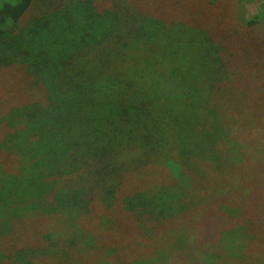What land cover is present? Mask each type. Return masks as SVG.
<instances>
[{"label":"rangeland","instance_id":"rangeland-1","mask_svg":"<svg viewBox=\"0 0 264 264\" xmlns=\"http://www.w3.org/2000/svg\"><path fill=\"white\" fill-rule=\"evenodd\" d=\"M4 1L6 3L12 0H0V9ZM189 1L194 2L189 3ZM199 1L93 0L92 2L101 18L111 16L112 23L101 26L102 36L117 35L118 17L116 18L115 12L120 8L121 15H124L121 17V26L127 21L125 15L127 17L142 15L147 18L144 24L147 26L151 24V29L147 27L144 29V31L151 30L149 33L157 32L159 35L163 33L162 30H157V26L152 25L150 18L161 21L163 25L184 24L204 30L215 41L226 42L225 46L217 42L216 44L227 50L225 59L228 63L235 67L237 62L238 66L235 67V73L231 69L234 75L231 74L229 78L214 82L218 90L213 95L219 99V102L216 100L219 106L224 105L221 114L226 120L219 118L215 127L212 125L214 127L212 131H209L210 125H208L210 117H206V114H209L207 107L213 101L208 93L207 82L205 86L201 85L199 93L186 95L182 90L184 76L180 78L177 75L180 71L172 70L171 77L177 76V79L168 80L173 92V96H168V107L171 112L165 114L166 100L163 98L165 95H159L160 101L151 104V109L145 111L144 123L155 127V123H161V119L166 116L167 123L173 125L174 117L180 116L183 125L178 121L176 127L181 135L176 137L169 135L166 128L162 129L165 134L144 131V166L126 175L115 194L106 198L105 205L110 206L111 213L105 214L102 211L105 220L91 222L93 225L89 232L82 229L84 225L82 227L80 224H75L76 231L71 234L69 232H73V229L66 227L61 214L43 212L44 207H48V203H54L56 199V196L48 191L50 185H44L45 180L53 182L52 192L57 191L58 188H54V185L59 184L60 188L65 186L64 179L67 174L64 170L62 175L58 176L54 174L53 168L44 166L43 177L36 179L35 173L39 169L37 166L35 172L29 169L32 175L28 178L21 177L17 171L19 167L15 157L17 154L13 152L16 150L12 151L13 154L9 152L6 154L4 151L8 145L17 146L15 134L4 122L5 118L14 117L15 123H11L10 126H18L20 117L18 108L40 103L34 92L39 93L42 90L39 84V88L35 86L33 91L27 88L26 85L33 81V77L28 74L26 67L21 66V57L16 65L12 64V67L7 68L4 59L10 51L9 45L4 44L10 43L11 38L9 34L0 36V149L3 150L0 153L2 177L0 228L6 225L11 214L16 217L18 216L16 212H19V215L27 213L24 214L26 218L16 224L24 228L20 227L9 234L0 230V264H90L87 263L86 258H93L94 264H97L94 262L95 259L98 264H239L237 259L246 257L247 260L248 255H252L249 264H264V213H262L264 212V51L261 53L260 47H256L264 38V0ZM70 3H72L70 0H37L20 21L18 30L39 17L37 15L40 12L42 14L48 12L51 15V12L57 13L64 6L61 9L64 10L62 15L68 16L70 11L66 6ZM240 10H243L246 20L260 17V25L253 27L254 32H251L252 27L245 30L256 33L255 36L248 34L244 29L237 31L238 24L234 32L227 28L235 18L239 17ZM147 20L149 22H146ZM242 31L244 32L241 33ZM100 32H98L99 37ZM176 32L183 33L182 26H179ZM236 33L238 36L233 37L232 34ZM170 36L173 38L172 33ZM158 37L160 36H156ZM128 44L131 46L133 43ZM171 45L175 49L183 46V44L178 46L174 41H171ZM138 46H142L143 53L148 50H144V40ZM36 48L37 50L32 52L38 55L44 52L42 45L38 44ZM95 49L93 51L98 55L96 58L100 60L103 58L109 62L107 68L109 71H114V74L109 75L112 81L119 85L116 74L126 76L124 72L127 73L133 65L130 57L119 59L117 53L114 56L112 54L113 57L108 54L102 57ZM186 49L194 54L199 48L196 45H189ZM169 57L171 58L170 55ZM89 59L93 60V57ZM183 59L188 66L193 65V59L186 57ZM179 64L176 63L181 68V63ZM117 66H121L119 72L116 71ZM136 69L132 72L131 80L136 75ZM209 72L210 69L205 73L199 72L203 76L196 74L205 81ZM179 78L180 87L177 86ZM147 80L152 78L149 76ZM128 81L130 82L127 80L125 83ZM187 81L188 76H185L184 83ZM155 82L158 81L151 83ZM109 86L114 85L109 83ZM110 94L111 92H103L102 96L106 97ZM113 98L112 96L108 99ZM226 100L232 102L229 110L226 108ZM228 114L232 121L228 122L227 129L224 125ZM218 125L224 128L219 130ZM142 129L143 126L139 127L138 131L142 132ZM172 132H174L173 126ZM189 143L193 145L190 146ZM187 148L192 153L188 152ZM163 151H168L170 154L168 152L160 154ZM204 153H208L210 157H207L208 155L205 157ZM213 170L217 171L214 175H212ZM48 172L51 178L47 177ZM61 178L64 179L58 180ZM226 180L230 183H224ZM24 190L31 193V196ZM232 190L240 191L251 201L255 200L256 204L254 208L256 210L251 211L252 218L247 223L250 225L249 229L238 234H236L237 226L242 227L243 224L240 222L243 218L242 203L236 197L237 192ZM41 193L44 198L38 197ZM209 196H216L221 205L215 207L213 205L214 209L210 203L206 205L208 200L205 197ZM128 199H131V202L135 201L130 204L131 202L127 203ZM33 203L38 206L41 204V212H33L30 209L35 206ZM198 206L201 210L193 212V208ZM61 213L63 219L69 222L81 218L71 207ZM40 214L42 215L39 216ZM52 217L56 218V221ZM27 228L28 230L24 232ZM45 234H49L50 237L55 235L57 239L53 237L46 239ZM251 247L254 252L251 251ZM76 249H80L82 253L73 252ZM46 256L49 258H43Z\"/></svg>","mask_w":264,"mask_h":264},{"label":"trees","instance_id":"trees-1","mask_svg":"<svg viewBox=\"0 0 264 264\" xmlns=\"http://www.w3.org/2000/svg\"><path fill=\"white\" fill-rule=\"evenodd\" d=\"M70 1L72 3L66 6L69 8L70 15H62L64 10L61 9L64 6L57 13H55L56 11L51 12V15L48 12L45 14L40 12L37 15L39 17L31 20L29 25L20 30H18L20 21L37 0H12L6 3L4 1V5L0 9V36L9 34L11 38L10 43L4 44L9 45L10 51L4 59L7 68L12 64L16 65L21 57V66L26 67L29 72L27 73L33 77V81L26 85L27 88L33 91L35 86L39 88V84L43 91L34 92L40 103L18 108V114H20L18 126H10L14 122V117L7 116L5 118L4 122L8 124L9 128H12L11 130L15 134L17 146L8 145L4 151L6 154L8 152L13 154L12 151L16 150L13 152L17 154L15 155L17 162H19L17 171L21 177L28 178L32 175L29 169L35 172L37 166L39 169L35 173L36 179L43 177L44 166L45 168H53L54 174L58 176H61L62 170H64V173L67 174L66 179L58 180L64 179L65 186L60 188L59 184L54 185V188H58V193H56L57 191L52 192L53 182L45 180L46 184L44 185H50L51 188L48 191L56 196V199L54 203H48V207H44L43 212L61 214V219L65 220L66 227L73 229V232L69 233L74 234L76 231L75 224H80L82 227L84 225L82 229L89 232L93 225L91 222H99L100 219L104 221V213L101 214V212L111 213L110 206L105 205L106 198L115 194L126 175L144 166V131H153V134H165L162 129L166 128L170 133L169 135H175V137L181 135L176 127L178 121L183 125V119L180 116L174 117L173 125L167 123L168 117L166 116L161 119V123L156 122L155 127L149 123H144L145 111L151 109V104L160 101L159 95H165L163 96L166 100L165 114L171 112L168 107V96H173V92L168 80L170 78L177 79V76L171 77L172 70L180 71L177 73L180 78L181 76L184 78L188 76L187 83H184V78L182 80L184 84L182 90L186 95L192 96L199 93L201 85L205 86L207 82L208 93L213 98L212 103L207 107V111L213 115L206 114V117H210L208 125H210L209 131H212L219 118L226 120L225 116L221 114L224 105H220V109L219 99L213 95L218 90L214 82L222 78H229L231 74L234 75L238 63H235V67L231 66L225 59L227 50L222 48L226 42L215 41L204 30L183 24L179 26H182L184 32L178 34L179 32H176L179 30L177 24H175L176 26L163 25L161 21L150 18L152 25L157 26V30L160 29L163 33L161 35L157 32L149 33L151 30L144 31V29L146 27L151 29V24L148 26L144 24L147 18L142 15H129L130 17L125 15L127 21L121 26V17L124 15H121L120 8L116 9L115 12L116 18L118 17L117 35L115 37L102 36L103 28L101 26L110 25L112 23L111 16L101 18L93 7V0ZM192 2L194 1H189V3ZM207 3L209 4V2ZM72 10L73 12H71ZM238 15L239 17L235 18V21H232L227 27L230 31H236L237 24V31L243 29L245 31L251 27L253 30V27L260 25L259 16L246 20L243 10H240ZM99 31H101L100 37L98 36ZM245 32L252 36L256 35V33L249 31ZM171 33L173 38L170 36ZM237 33L232 34L233 37L238 36ZM156 36L160 37L156 38ZM142 40H144V50L148 49L144 53L141 50L142 46H138ZM171 41H174L178 46L180 44L183 46L175 49L172 47ZM216 42L222 46L217 45ZM128 43L133 44L130 46ZM38 44L44 47V52L40 55L32 52L37 50ZM133 45L134 48H132ZM189 45H196L199 48L197 49L198 52L194 54L188 52L186 48ZM256 47H260L261 53L264 51V38L261 39V43H257ZM94 49L99 51L102 57L105 54L113 57L115 53L119 59H123L125 56L130 57L133 65L127 73L124 72L126 76L116 74L120 82L119 85L112 81L110 75L114 74V71H109L107 68L109 62L103 58L101 60L96 58L98 55L93 51ZM91 56L93 60L89 59ZM183 57L193 59V65L188 66ZM176 63H181V68ZM120 67L117 66V72H119ZM135 68H137L136 75L131 80ZM6 69H4L5 73ZM209 69L210 72L207 73L205 81L196 74L201 71L205 73ZM25 76L28 77L26 73ZM149 76L152 80H147ZM180 78L177 81L179 87ZM127 80L130 82L125 83ZM153 81L159 83H151ZM109 83L114 86L110 87ZM103 92H111V94L103 97ZM112 96L113 99H108ZM208 98H210L209 95ZM226 103V108L229 110L232 102L226 100ZM231 121L232 119H229L228 114L227 122L224 125L227 129ZM142 126V132L138 131V128ZM172 126L174 132H172ZM224 126L218 125L217 128L222 130ZM209 131L206 133L208 134ZM189 148L187 151L192 153ZM2 151L0 149V153ZM165 152L168 151L160 152V154ZM168 153L170 154V152ZM204 156L210 157L208 153ZM212 172V175L217 173L216 170ZM47 175L48 178H51L49 172ZM0 181H2L1 176ZM224 183H230V181L226 180ZM257 188L260 190L259 186ZM232 191L237 192L236 197L242 203L243 218L240 222L243 224L242 227L237 226L236 234H238L249 229L250 225L247 223L252 218L250 216L251 211L256 210L254 209L256 204L254 203L255 200L251 201L248 196L241 194L240 191ZM24 192L31 196L28 191L24 190ZM43 193L38 197L44 198ZM205 198L208 200L206 205L210 203L212 207L213 205L215 207L220 204L216 196ZM134 201L131 202V199H128L127 203L131 202L130 204H132ZM34 205L30 209L33 212H41V204L38 206L35 203ZM69 207L75 210L81 218L77 221L70 220V222L65 218L63 219L61 211ZM200 210V206L193 208V212ZM16 213L18 216L15 217L11 214L6 225L1 226L0 230L9 234L20 227L24 228V226L16 224L25 219L24 214L27 213L20 215L19 212ZM52 219L56 221V218L52 217ZM199 221L201 222V219ZM27 230L28 228L24 229V232ZM45 237L46 239L56 238L55 235L50 237L49 234H45ZM93 248L95 247L93 246ZM250 249L254 252L252 247ZM80 251V249L73 250V252L82 253ZM54 257L56 258V255ZM43 258L48 259L49 256ZM245 258L237 259L238 263L249 264L252 255H248L247 260ZM86 260L87 263L94 264L92 263L93 258H86ZM96 260L94 262L98 264Z\"/></svg>","mask_w":264,"mask_h":264}]
</instances>
